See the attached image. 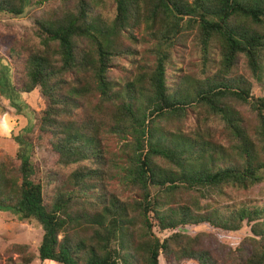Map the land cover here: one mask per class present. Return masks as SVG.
Returning a JSON list of instances; mask_svg holds the SVG:
<instances>
[{"label": "trees", "instance_id": "1", "mask_svg": "<svg viewBox=\"0 0 264 264\" xmlns=\"http://www.w3.org/2000/svg\"><path fill=\"white\" fill-rule=\"evenodd\" d=\"M115 1L109 18L103 0H35L39 47L0 25L14 89L39 87L46 101L16 156L0 160V211L44 230L37 254L13 243L7 264L15 254L24 264H264V199L225 200L228 187L264 183V0ZM29 2L0 0V14ZM188 41L202 49L201 76L174 62ZM29 146L51 153L46 196Z\"/></svg>", "mask_w": 264, "mask_h": 264}, {"label": "rangeland", "instance_id": "2", "mask_svg": "<svg viewBox=\"0 0 264 264\" xmlns=\"http://www.w3.org/2000/svg\"><path fill=\"white\" fill-rule=\"evenodd\" d=\"M25 12L20 16H11L8 14H0V25L5 26V33L9 36H13L16 39L21 40L26 47H39V40L33 36L29 28L33 25V18L31 12L36 7L35 0H29ZM100 8L105 16L111 18L116 13V1L115 0H103ZM30 15V16H29ZM144 26L141 27L139 37L142 42H147L144 35ZM148 40V39H147ZM150 43H144L143 46H148ZM146 47L142 48L145 49ZM216 50V49H215ZM145 52H142L143 61H150L152 57L145 56ZM175 64L182 66L184 71H188L189 74L201 76L203 71V54L202 49L196 46L194 43L188 41L185 45H178L174 52ZM244 63H242L243 65ZM246 69V67H244ZM125 73L121 67L114 68V74L120 76ZM204 77V74L202 75ZM246 78L251 79L250 75H246ZM252 89V94H261V88L257 85ZM46 106V101L40 92V88H35L32 92H16L13 87L12 69L9 67L5 60H0V160L8 156L15 157L17 152L23 145L18 142L16 136H23L29 132L35 123L34 113ZM1 111L3 114H1ZM241 113L247 118L253 121L254 115L247 108L240 107ZM198 110L189 108L187 115L183 120L184 127L192 128L197 124ZM217 128H223L218 122ZM131 139V137H130ZM123 140L118 136H109L108 144L110 150L113 153L121 151ZM25 154L34 162L39 161L42 165L44 176V192L45 196L51 192V186L46 182L47 172L49 170V162L51 159V153L43 147H27L25 148ZM19 162V161H18ZM73 166L67 168L70 171ZM113 185L117 186V181H113ZM226 191L230 194L225 198L227 202H232L234 199L245 198H257L264 199V183L255 186L249 190H237L233 188H226ZM140 192V191H137ZM130 194V191H126L125 195ZM136 196H140V193H135ZM214 198V197H213ZM212 199H210L211 201ZM207 225L196 227L194 230L207 229ZM42 225L33 220L32 222L20 221L18 217L10 211H0V264L8 263V254L6 249L13 243H26L30 245L31 251L38 253V248L41 244L43 237ZM241 233V231L239 232ZM10 264H24L20 259V256L15 254L13 262ZM30 264H61L52 260L42 261L39 258L34 259Z\"/></svg>", "mask_w": 264, "mask_h": 264}, {"label": "water", "instance_id": "3", "mask_svg": "<svg viewBox=\"0 0 264 264\" xmlns=\"http://www.w3.org/2000/svg\"><path fill=\"white\" fill-rule=\"evenodd\" d=\"M1 114H3V112L1 111Z\"/></svg>", "mask_w": 264, "mask_h": 264}]
</instances>
